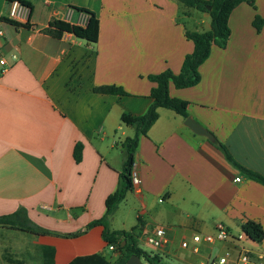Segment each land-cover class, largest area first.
Segmentation results:
<instances>
[{"label": "crops", "instance_id": "0c3cea01", "mask_svg": "<svg viewBox=\"0 0 264 264\" xmlns=\"http://www.w3.org/2000/svg\"><path fill=\"white\" fill-rule=\"evenodd\" d=\"M25 1L32 10L18 22L31 28L7 23L11 0H0V56L8 62L0 65V217L24 209L48 233L0 225V264H111L118 253L108 249L104 225H89L106 216V200L118 190L124 168L121 143L135 134L121 116L147 112L156 86L149 76L179 74L194 51L187 30L209 31L211 16L178 0ZM74 8L96 15V43L38 29L58 19L86 26L88 15ZM256 16L263 20L260 31ZM229 26L226 47L214 45L200 66V82L182 89L171 83L170 96L188 102V117L242 166L264 176V0L242 2ZM101 86L126 95L96 92ZM185 121L160 108L140 137L133 169L140 184L109 217L111 231L135 229L144 250L146 237L164 226L168 246H150L160 264H201L214 245L193 254L182 241L194 232L214 234L219 223L245 238L253 225L261 240L249 237L246 244L264 253V185ZM220 245L224 252L231 248Z\"/></svg>", "mask_w": 264, "mask_h": 264}, {"label": "trees", "instance_id": "16d2710c", "mask_svg": "<svg viewBox=\"0 0 264 264\" xmlns=\"http://www.w3.org/2000/svg\"><path fill=\"white\" fill-rule=\"evenodd\" d=\"M178 1L186 9H195L209 13L211 16V29L206 32L187 30L186 36L188 39L193 41L194 51L186 56L180 73L175 74L171 70H166L157 75H150L149 79L156 83V86L151 91L150 96L153 99V102L147 112L141 116H133L129 113H123L121 116L122 123L126 126L133 127L135 129V134L132 137H127L121 143V149L125 157L124 168L121 174L118 190L114 194L110 195L106 200V216L103 219L97 220L89 225V227L104 225V238L107 241L108 246L113 245L115 248L114 252L118 253V258L111 264H127V261L132 255H138L141 258H145L150 264H160L161 257L159 255L149 254L138 245V234L135 229L131 231H111L109 227V217L114 213L118 205L125 199L127 193L134 190L132 173L135 164L136 152L139 146V140L142 135L148 134L149 129L158 119L159 109L166 108L173 110L184 118L189 116L188 102L172 98L169 91L170 84L173 83L175 87L182 89L193 87L200 82V66L208 59L214 45L226 47L231 35L229 26L230 15L236 7L246 0ZM19 2L23 6L32 10L30 3L25 0H19ZM209 7H211V10H209ZM74 9L88 15L89 20L86 26L58 19L52 21L49 26L38 29L57 39L63 38L65 34H73L80 39L96 43L99 37V20L96 15L86 8ZM4 20L16 27H32L29 22L22 24L10 18H6ZM254 25L257 30L260 31L262 29L263 20L259 16H256ZM95 91L103 94L126 95V92L122 88L116 86H101L95 88ZM214 144L224 151L228 161H230L234 166L242 170L250 179L264 185L263 175L242 166L234 159L226 145L223 143L216 140L214 141ZM82 149L83 147L80 143H78L74 149V159L77 163L82 160ZM0 225L18 227L39 233H48L47 230L35 227L28 218L24 209H21L14 214L0 217ZM245 230L252 240H261V234L257 230L256 226H246ZM124 242L125 244L123 245Z\"/></svg>", "mask_w": 264, "mask_h": 264}, {"label": "built area", "instance_id": "2783aa9c", "mask_svg": "<svg viewBox=\"0 0 264 264\" xmlns=\"http://www.w3.org/2000/svg\"><path fill=\"white\" fill-rule=\"evenodd\" d=\"M27 7L23 6L19 0L10 2V19L18 21L24 19ZM0 36H4V31L0 29ZM0 65L7 66L8 62L0 56ZM133 185L137 187L140 184L138 174L133 170L132 173ZM236 181L240 182L241 177ZM245 238L233 235L222 223L216 225L214 234H203L194 232L189 239L181 242V248L189 250L193 254H199L204 245H214L216 243H230L231 248H228L223 254L208 256L205 262L201 264H264V253L255 250L246 244ZM146 242L155 250H165L170 243L168 230L164 226L156 228L149 236L146 237ZM108 249L114 251L113 245H109ZM154 255V254H153Z\"/></svg>", "mask_w": 264, "mask_h": 264}, {"label": "water", "instance_id": "95a60500", "mask_svg": "<svg viewBox=\"0 0 264 264\" xmlns=\"http://www.w3.org/2000/svg\"><path fill=\"white\" fill-rule=\"evenodd\" d=\"M209 10H211V7H209ZM185 124L193 130L196 134L206 136L211 142L215 141L214 135L204 128L202 125H200L196 120H194L191 117H187ZM125 242L123 243V245ZM127 264H142L141 257L138 255H132L129 260L127 261Z\"/></svg>", "mask_w": 264, "mask_h": 264}, {"label": "rangeland", "instance_id": "374dc122", "mask_svg": "<svg viewBox=\"0 0 264 264\" xmlns=\"http://www.w3.org/2000/svg\"><path fill=\"white\" fill-rule=\"evenodd\" d=\"M142 247L149 254L153 255L155 253L154 251H152V248L150 247V245L148 246V245L143 243ZM223 253H224V251H222V247H221L220 243L214 244L212 255L216 256V255H221ZM162 262H163V264H182L177 259H172V260H168V261L166 259H164V261H162ZM142 263L143 264H150L145 258H142Z\"/></svg>", "mask_w": 264, "mask_h": 264}]
</instances>
